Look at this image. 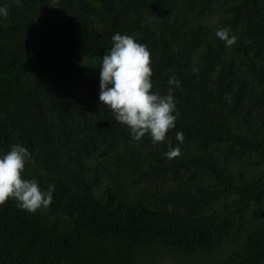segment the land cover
<instances>
[{
	"label": "trees",
	"instance_id": "1",
	"mask_svg": "<svg viewBox=\"0 0 264 264\" xmlns=\"http://www.w3.org/2000/svg\"><path fill=\"white\" fill-rule=\"evenodd\" d=\"M0 5V149L26 147L22 176L55 185L46 209L0 205V264H264V0ZM116 33L149 51L150 91L172 88L163 142L98 102Z\"/></svg>",
	"mask_w": 264,
	"mask_h": 264
},
{
	"label": "clouds",
	"instance_id": "2",
	"mask_svg": "<svg viewBox=\"0 0 264 264\" xmlns=\"http://www.w3.org/2000/svg\"><path fill=\"white\" fill-rule=\"evenodd\" d=\"M19 5L20 0H14ZM8 15L7 5H0V17ZM215 35L231 46L237 37L230 35L229 29H218ZM112 46L99 61L98 102L106 105L116 122L127 127L134 141L147 134L152 143L163 142L169 129L175 127L178 116L176 101L169 87L166 94L150 91L152 88L150 53L146 46L133 36L116 33L112 35ZM198 69L193 68V72ZM169 85L179 81L169 78ZM176 147H169L164 156L168 159L180 155L179 145L184 135L177 131ZM30 158L28 149L13 144L7 152L0 149V205L6 200H15L17 207L27 212L46 209L53 198L54 184L41 189L34 179L22 176L25 163Z\"/></svg>",
	"mask_w": 264,
	"mask_h": 264
}]
</instances>
